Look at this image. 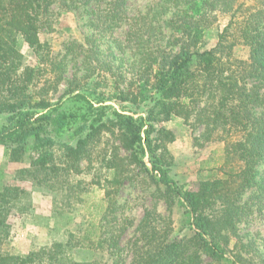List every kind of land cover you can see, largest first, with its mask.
Instances as JSON below:
<instances>
[{"label":"trees","instance_id":"16d2710c","mask_svg":"<svg viewBox=\"0 0 264 264\" xmlns=\"http://www.w3.org/2000/svg\"><path fill=\"white\" fill-rule=\"evenodd\" d=\"M129 1L0 0V144L8 160L21 162L31 147L37 155L27 176L69 197L86 184L73 187L72 179L92 173L105 203L82 235L10 253L2 248L8 219L27 213L32 197L4 186L0 264H247L259 252L240 225L264 212V0H152L135 14ZM76 9L90 16L91 33L55 52L41 34L52 31L57 11ZM169 14L175 48L164 43ZM219 14L228 24L204 48V28ZM20 38L34 64L25 65ZM239 44L248 48L246 59L235 54ZM175 118L203 127L196 140L224 142L223 177L181 188L172 175L176 132L166 125ZM138 182L154 185L151 194L168 214L154 203L135 226L118 196ZM175 207L189 215L191 233L175 229ZM76 249L109 260H77Z\"/></svg>","mask_w":264,"mask_h":264},{"label":"rangeland","instance_id":"374dc122","mask_svg":"<svg viewBox=\"0 0 264 264\" xmlns=\"http://www.w3.org/2000/svg\"><path fill=\"white\" fill-rule=\"evenodd\" d=\"M151 2L152 0H130L129 12L135 14L144 11ZM92 7L94 6L90 8ZM82 11L83 9L57 11L52 31L43 32L41 39L49 41L55 52H61L64 43L68 40H83L91 33V30L87 26L90 16ZM171 16L172 14H169L164 18V43L170 48H175L176 34L171 27L166 25ZM228 20V16L219 14L213 24L204 28V48L210 49L217 44L219 35L227 26ZM18 47L24 54L25 65L34 64L33 51L22 38L19 39ZM235 54L241 59H246L248 48L239 44L235 47ZM68 107L78 108L74 103H69ZM166 125L176 132V140L170 144L175 158L172 175L183 190H197L202 181L224 176V142H207L203 138L200 141L196 140L195 138H200L203 127L191 126L184 123L182 119L175 118ZM36 155V151L29 147L21 162H10L6 148L0 144V190L6 185H18L31 192L32 197V207L27 213L19 214L13 211L8 219V228L5 229L2 248L10 253L27 254L55 241H62L69 233L80 236L84 233L90 218L98 216L105 207L102 190L90 183L92 173L72 179L73 187L80 181L86 184L83 183L82 187L74 189L70 197V193L64 190H51L35 185L33 180L27 176L26 170L30 169L31 161ZM258 170V178L263 180L264 162ZM154 189V185H148L145 182L128 183L122 188L118 201L124 205L125 215L134 218L135 226L144 216L145 208L151 207L154 203H158V208L164 215L168 214L165 202L157 201L152 196ZM254 190L256 189L249 190L244 197L247 198ZM172 219L175 229L181 234L191 233L188 226L190 217L182 208H174ZM134 227L128 229L123 238V244H127L133 237ZM240 227L243 240L247 243L255 242L251 249L256 247L259 249L255 256L250 254L251 260L247 264H264V212L262 214L256 212ZM245 255L249 257L248 254ZM74 256L81 261L94 258L109 260L107 253L89 249H76Z\"/></svg>","mask_w":264,"mask_h":264},{"label":"crops","instance_id":"0c3cea01","mask_svg":"<svg viewBox=\"0 0 264 264\" xmlns=\"http://www.w3.org/2000/svg\"><path fill=\"white\" fill-rule=\"evenodd\" d=\"M175 142V141H174Z\"/></svg>","mask_w":264,"mask_h":264}]
</instances>
